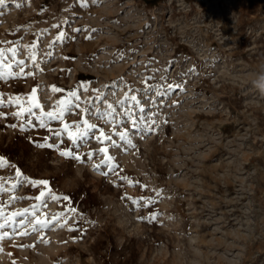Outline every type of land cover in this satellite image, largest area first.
Segmentation results:
<instances>
[{"label":"rangeland","instance_id":"obj_1","mask_svg":"<svg viewBox=\"0 0 264 264\" xmlns=\"http://www.w3.org/2000/svg\"><path fill=\"white\" fill-rule=\"evenodd\" d=\"M60 31L69 39L52 45ZM9 41L20 43L16 59L25 60L34 77L0 80V156L70 199L42 204L34 197L44 185L25 182L12 190L15 168H0L5 215L29 209L25 226L9 223L0 230L12 237L0 245V264H264V0H4L0 42ZM33 43L34 49L25 47ZM18 70L13 63L11 71ZM165 71L167 82L183 90L162 104L157 98L158 106L145 105L144 113L125 104L144 117V131L127 123L135 147L123 145L112 125L88 117L122 145L109 150L119 175L103 174L108 165L98 150L108 142L90 138L73 146L62 132L65 122L80 121L79 109L63 121L45 116L41 128L40 109L16 117L21 106L9 103L20 96L23 108L30 107L38 86L35 102L44 112L58 111V101L76 90L81 108L103 93L119 114L116 101L132 95L129 89H144L148 76L151 85L165 84ZM53 85L64 91L53 93ZM63 150L83 162L61 156ZM149 199L155 202L145 207ZM33 211L51 221L34 233ZM152 214L154 221L139 219Z\"/></svg>","mask_w":264,"mask_h":264},{"label":"snow or ice","instance_id":"obj_2","mask_svg":"<svg viewBox=\"0 0 264 264\" xmlns=\"http://www.w3.org/2000/svg\"><path fill=\"white\" fill-rule=\"evenodd\" d=\"M4 4V0H0V5ZM17 8L21 7L20 4L16 5ZM53 28H59V25H53ZM44 31H47V29H45ZM75 32H81V31H86L84 29H74ZM95 31V30H93ZM90 36H86L85 39H90ZM67 39H69L68 34L65 31H60L58 33V35L55 37L54 41L52 42V45H55L57 42H65ZM0 43H7L10 44V47L7 48H3L0 47V68H7L9 71L5 74L3 72H0V80H4L7 77H12V78H22V77H27V76H33L34 77V73L31 71L26 72L25 71V67H26V63L25 60L23 59H16V57L21 53V51L23 50V48L21 47L20 43L18 41L16 42H0ZM50 45V47L52 46ZM28 49H34L36 47V44L33 43L32 45L29 46H25ZM7 53H10L11 55H7ZM46 55H48L49 57H51V53H47ZM122 58V57H121ZM29 59L33 62L34 67H36L37 69H39V71H43L42 68L39 67V64L36 63L37 57L35 54L30 52L29 55ZM65 59H69L68 57H65ZM74 59V58H71ZM11 61V62H9ZM13 63L15 65L18 66L19 70L16 72H12V66ZM155 71H160V70H155ZM194 71V69H189L188 72ZM188 73H184V75H187ZM179 75V74H178ZM154 79L153 76H148L145 78L144 80V84H145V88L142 90H134V89H129V92L133 93L132 95H129L128 92L125 93L124 99H121L119 101H116V104L120 106V108L122 109V111L118 114L117 113V107L111 103L108 102L107 96L104 95L103 93H99L96 98L95 101H99V105H106V108H102L100 107L95 101L93 100H89L86 102V107L81 108L80 107V97L77 95L76 90H72L68 93L67 98L65 99H61L60 101H58V111L54 110V111H48V112H44L42 106L35 102V98H36V93H37V87H34L32 89V93L30 94L29 99L32 101V104L30 107L24 109L23 106L21 105V97L20 96H16L14 99L10 98L9 99V103L11 104H15L18 106H21V111H17L15 113H13L14 116L16 117H20L22 115H24L25 112L29 113V114H33V108H38L40 109V116L37 117V119L40 120V127L44 128L45 122L43 120V117H47L49 120H60L63 121L65 118V114L66 113H72L73 108L75 109H79V112L82 113L83 115H81V119L80 121H73L72 124H69L67 122H65L63 124V129L62 132L67 133L69 140L71 141L73 146H78L77 142H81L82 144H87L89 142V139H95L96 141L100 142L101 144H104L105 142H108V145L105 147H101L98 152L99 154H102L104 156V160L102 161L103 164L108 165V171L104 172V175H108L109 172L114 173L116 175H119L116 172V169L118 167V165H116L114 162L115 157L109 154V150L110 148L113 149H120L122 147V145L120 143L117 142V140L113 139L112 135H108L104 132L103 128H99L98 125L90 123L88 117H95L97 120H103L106 124H110L112 125L114 131H113V135L119 137V141L123 142V145H126L127 147H135V145L132 142L131 136H130V132L129 129L127 127V123L130 122L131 123V127L133 129H138L140 131H144V128L141 126V121L144 120L143 116H136L133 112L132 107H125L126 103L131 102L132 105H134L138 111L140 113H144V108L145 105L147 104H154L158 106V100L157 98H161L159 100V104L163 103V99L164 97L170 98V95L172 92L176 91L177 89L183 90V84H179V83H170L167 82L168 77H167V73L165 71V74L161 75V80H164L166 83L163 85H159V86H155V85H151L148 83V81ZM51 91L53 93H59V92H63L64 90L61 88H58L56 86H52ZM136 92H142V96L141 98H138V96L135 94ZM149 93H153V95H149ZM144 96H147V100L144 101V103L142 104V99ZM74 100L76 101V103L74 104ZM5 107L4 101L2 99H0V108ZM5 113L0 111V117L4 116ZM117 115H120L121 119H117ZM155 115V113H154ZM28 123L30 124L31 121L29 120ZM82 125V127L80 126ZM118 125H122L124 126V130L123 131H116L115 128ZM73 126L76 127V131L73 132L72 128ZM11 127H16V125H11ZM24 127L23 125H21V131H24ZM99 131V135H96L95 132ZM61 131H57L54 133V135L59 138L62 135ZM63 142V141H61ZM39 147H56V145L53 144H39L37 145ZM94 152H90L88 153V158L91 159V157L94 155ZM61 156L64 157H68L71 159H75L77 161H82V158L80 155L75 154L73 151L71 150H63L60 152ZM13 167L15 168V175H16V183L12 184V190H16L19 187L23 186V184L25 182H27L30 186L32 187H37L39 185H44L45 188L39 191V194L37 196L34 197L35 200L40 201L42 204L45 203L46 200L50 199L54 202L56 201H60L61 199L63 201H68L70 199V197L68 196H63L60 197L58 195H56L55 193H53L51 191L50 188H48V184L49 182L46 180H30L27 176L23 175V173L20 171L19 168H16L15 165H9L8 160L3 157L0 156V168H6V167ZM95 168H99V165H94ZM122 180H127V177H119ZM129 184L132 183V181L128 180L127 181ZM142 187H146V186H142ZM7 189L4 187L3 183H0V194H4L6 193ZM15 199H17V197L11 196L10 197V201H14ZM131 199V198H130ZM143 199V198H141ZM155 201L149 199L147 201V203L144 205L145 207L148 206V204H152ZM133 203H138L137 200H133ZM4 205H0V218L3 219V223H0V230H4L6 228V226L9 223H14V224H18L20 226H25V218L29 215V209L25 208L22 211L19 212H15L12 213L10 216H6L4 211H3ZM69 211H76L75 208H70ZM32 217L35 219V224H32L31 220H28V224H32V228H31V232L34 233L36 232L37 228H45L48 227L49 224L51 223V221L49 220H41L35 213V211H33L31 213ZM16 217H21V219L16 220ZM53 220H58L59 217H53ZM141 220L144 219H148L150 221H154L157 219V214H152L149 217L145 218V217H141L139 218ZM75 230L74 228H69V231H73ZM14 232H16V234L20 235V236H27L30 235V232L25 230L23 232H19L18 230L14 229ZM12 238L10 233L7 231H0V245H2V242L5 239H10ZM41 241L44 243H48L47 240H44L43 238H41ZM21 247H34V245H21ZM0 251H3L2 246H0ZM13 264H15V262H13Z\"/></svg>","mask_w":264,"mask_h":264}]
</instances>
